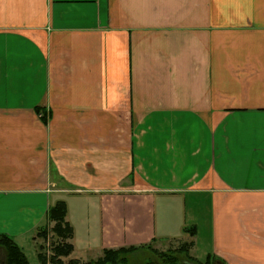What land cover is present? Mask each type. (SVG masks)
<instances>
[{
  "label": "crops",
  "instance_id": "1",
  "mask_svg": "<svg viewBox=\"0 0 264 264\" xmlns=\"http://www.w3.org/2000/svg\"><path fill=\"white\" fill-rule=\"evenodd\" d=\"M62 195L83 262L197 252L200 214L203 254L264 264V0H0V234L35 264Z\"/></svg>",
  "mask_w": 264,
  "mask_h": 264
},
{
  "label": "trees",
  "instance_id": "2",
  "mask_svg": "<svg viewBox=\"0 0 264 264\" xmlns=\"http://www.w3.org/2000/svg\"><path fill=\"white\" fill-rule=\"evenodd\" d=\"M67 207L63 200H57L52 205H50L47 211V221L52 223L51 231L54 236H56L57 241L53 244L52 255L47 257L45 253L41 251L42 245H38L37 249V264H63L62 257L68 256L73 251V245L70 242L72 237V226L66 219ZM193 227L185 229L188 232L192 231ZM193 234V232H191ZM47 235V225H43L37 229L36 236L46 237ZM192 243H185L178 249V254L168 253V252H159L158 261H154L149 264H183L181 257L179 255L183 254L188 256V248ZM0 247L4 250V264H30L27 256L22 251V249L14 242V240L5 234H0ZM145 246H129V247H120V248H106L103 250L102 255L93 261L83 262V264H117L125 263L128 260V255ZM189 258V256L187 257ZM197 260V259H195ZM196 262V261H195ZM221 262L217 261L211 254H207L206 260L200 262L197 260L195 264H215ZM49 263V264H50ZM78 259L69 260L68 264H78Z\"/></svg>",
  "mask_w": 264,
  "mask_h": 264
},
{
  "label": "rangeland",
  "instance_id": "3",
  "mask_svg": "<svg viewBox=\"0 0 264 264\" xmlns=\"http://www.w3.org/2000/svg\"><path fill=\"white\" fill-rule=\"evenodd\" d=\"M68 198H70V197L62 195V198H60V200H63L65 202L66 207H67V202H69L70 207L73 208V214H74V211L76 212V210H77L76 206H75L76 198H74L73 196L70 200ZM155 203H157V201H155ZM152 206L156 212L157 225H159V227H161V228L165 222L168 223L169 221H172V222L184 223V222H186V220L190 221L191 219H193L195 217L193 209L190 206L186 207V211H184L183 208L177 209L175 207H169V206H166V207L165 206H162V207L159 206L158 207V205L157 206L152 205ZM92 207H88V210L92 209ZM163 210L164 211L166 210V212H163ZM201 216L202 215H200V214L196 216V218L199 220V233H197L196 236L194 237V238H198V240H193L194 250H196L195 248L197 247L199 251H197V252L194 251L196 253L192 252L190 250L191 249V245H190L188 248L189 258H187L188 256H184L183 254L179 253L181 260L183 261V264H195L197 262V260L200 262L206 260L207 255H205V253L203 254V252L207 248L206 247L207 245L204 241V238L201 237V236H204L205 226H204V222H203ZM74 217H75V215H74ZM77 218L78 217L76 216L74 218V220H76ZM51 225H52V223L47 225L46 237L43 238L40 236H36L37 246L42 245L41 251L43 253H45L47 257H50L52 255L53 244H55V242L57 241L56 236H54L52 231H51ZM75 226H76L75 227L76 231H75V229L74 230L72 229L73 231H72L71 240L73 238H75L76 241L85 240L84 239V233L86 231L82 228H79L76 221H75ZM185 226H187V225H185ZM187 227H188L187 229L193 227V230L195 228V226L194 225L192 226V224H188ZM161 228H158V229H161ZM91 231H92V228H91ZM186 235H187V237L185 239H180V240L179 239H168L167 241H163L164 244L161 246L156 245V248H154L152 246L145 247L137 253L129 254L127 262L117 263V264H149V263H153L154 261L159 260V258H158L159 252H168V253L178 254V249H182L181 247L183 246L184 241L188 240V242H185V243H189L191 241L189 239L190 235H192L191 231L187 232ZM27 259H28L30 264H35L37 261L35 258V255H32V253H27ZM71 259H78L79 260L78 264H83V261L81 259L77 258L72 253H70L66 257H62V262H63V264H68L69 260H71ZM195 259H197V260H195ZM0 264H4V250L2 247H0ZM215 264H219V263L215 262Z\"/></svg>",
  "mask_w": 264,
  "mask_h": 264
}]
</instances>
